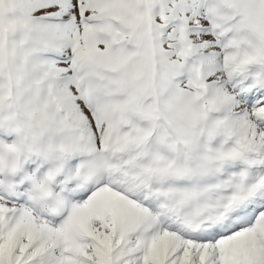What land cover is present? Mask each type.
<instances>
[{"label": "snow or ice", "instance_id": "1", "mask_svg": "<svg viewBox=\"0 0 264 264\" xmlns=\"http://www.w3.org/2000/svg\"><path fill=\"white\" fill-rule=\"evenodd\" d=\"M0 264H264V0H0Z\"/></svg>", "mask_w": 264, "mask_h": 264}]
</instances>
